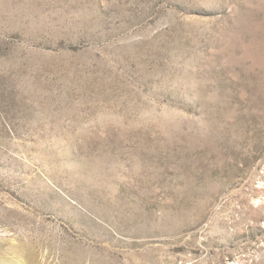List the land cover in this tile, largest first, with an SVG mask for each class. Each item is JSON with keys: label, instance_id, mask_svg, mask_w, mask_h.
Instances as JSON below:
<instances>
[{"label": "rangeland", "instance_id": "1", "mask_svg": "<svg viewBox=\"0 0 264 264\" xmlns=\"http://www.w3.org/2000/svg\"><path fill=\"white\" fill-rule=\"evenodd\" d=\"M0 264H264V0H0Z\"/></svg>", "mask_w": 264, "mask_h": 264}, {"label": "bare ground", "instance_id": "2", "mask_svg": "<svg viewBox=\"0 0 264 264\" xmlns=\"http://www.w3.org/2000/svg\"><path fill=\"white\" fill-rule=\"evenodd\" d=\"M17 247V246H16ZM15 247V248H16ZM12 250V249H11ZM29 249L26 247V246H24V245H20L19 247H18V249L16 250V249H14V251H15V256L18 258V257H26V259H27V251H28Z\"/></svg>", "mask_w": 264, "mask_h": 264}]
</instances>
